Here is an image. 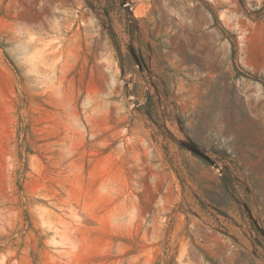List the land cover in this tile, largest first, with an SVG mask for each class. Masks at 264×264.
Segmentation results:
<instances>
[{"label":"rangeland","instance_id":"374dc122","mask_svg":"<svg viewBox=\"0 0 264 264\" xmlns=\"http://www.w3.org/2000/svg\"><path fill=\"white\" fill-rule=\"evenodd\" d=\"M0 264H264V0H0Z\"/></svg>","mask_w":264,"mask_h":264},{"label":"water","instance_id":"95a60500","mask_svg":"<svg viewBox=\"0 0 264 264\" xmlns=\"http://www.w3.org/2000/svg\"><path fill=\"white\" fill-rule=\"evenodd\" d=\"M197 154H199V155H201L202 156V154L201 153H199V152H197V151H195Z\"/></svg>","mask_w":264,"mask_h":264}]
</instances>
